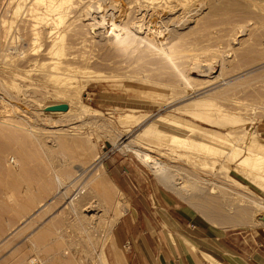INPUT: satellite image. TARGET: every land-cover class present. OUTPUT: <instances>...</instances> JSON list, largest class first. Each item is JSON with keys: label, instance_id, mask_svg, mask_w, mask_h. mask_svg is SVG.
<instances>
[{"label": "rangeland", "instance_id": "1", "mask_svg": "<svg viewBox=\"0 0 264 264\" xmlns=\"http://www.w3.org/2000/svg\"><path fill=\"white\" fill-rule=\"evenodd\" d=\"M19 2L0 0V134L9 132L36 142L26 143L27 149L20 152L16 144L0 135V146H7L0 154V264H94L101 247L108 264H113L114 258L118 261L123 250L114 229L123 214L117 218L116 215L127 207L119 189L113 191L114 202L99 198L101 206L108 210L106 214L98 212L97 197L92 200L95 203L83 208L84 213L98 212L96 231L80 232L72 227L74 217L61 210L71 192L67 196L61 194L77 168L86 169L95 156L101 158L107 186L109 181L115 185L110 177L112 171L132 180L129 173L138 170L154 186L169 190L136 155L116 146L122 136L130 137L148 157L163 161L170 172L179 171L183 176L179 182L186 188L192 187V180L207 178L264 199V185L244 177L253 169L252 164L237 165L242 156L230 161L221 154L214 156L213 151L202 148L204 144L199 147L204 141L203 132L219 137L229 134L228 140L233 144L247 128L264 140V0H184L181 4L175 0H118L113 6L109 0H76L64 37L63 54L70 72L59 75V79L45 78L50 73V60L44 55V38L36 55L16 56L27 47L29 39L21 13L12 14ZM96 5H101V11L90 8ZM102 15H106L105 23L90 30L88 24L102 23ZM112 22L116 26L114 33L119 28L134 33L137 22L144 26L142 33H135V37L119 45L110 32ZM29 58L37 59L36 70L25 76V70L30 69ZM41 71L45 72L41 75ZM220 71L224 82L218 81ZM67 83L70 89L66 88ZM202 90L213 92L211 102L201 112L193 113L190 107L194 103H188L189 98ZM58 104H65L66 110H47ZM216 113L221 116L216 117ZM226 118L233 119V124L226 125ZM171 136L199 145L179 146L171 142ZM56 140L64 141V148L55 144ZM78 141L85 145L80 146ZM210 141L224 151L232 145L230 141ZM235 144L243 147L238 141ZM41 148L57 156L53 169H48ZM23 163L32 173V195L24 194L23 184L15 180ZM263 163H259L258 170H251L253 174L264 176ZM220 165L228 167V175L245 188H238V181L227 179ZM65 169L72 176L58 186L55 177ZM234 182L238 184L235 186ZM11 190L18 195H10ZM216 194L220 196L219 192ZM28 197L35 198V202L31 201L27 211L19 212L17 200L25 202ZM177 197L199 223L219 228ZM47 202V207L32 216ZM51 220L57 227L55 235L36 246L30 243L29 235L44 224L48 226ZM129 227L133 231L137 228ZM260 228L256 223L253 227L229 230L264 235Z\"/></svg>", "mask_w": 264, "mask_h": 264}, {"label": "bare ground", "instance_id": "2", "mask_svg": "<svg viewBox=\"0 0 264 264\" xmlns=\"http://www.w3.org/2000/svg\"><path fill=\"white\" fill-rule=\"evenodd\" d=\"M74 1L76 2V0H20V2L18 4L16 3L17 5H16L14 11H12V14L14 16H17L18 13H21V16H23V21H22L23 28L28 30V33H29V39H27L28 42H26L27 47L25 49L19 51L16 54V56H18V58H25L26 56L36 55L37 54V48L41 45L42 38L47 40V42H46L47 44H46L43 51H44V55L50 60L49 61L50 73H47L45 75V78L59 79V75H64L67 72H70V66H69L68 61L66 59V56L63 54V52H64V37H65L67 31L69 30V24H70V23L69 24H67V23L71 22L69 20H70L71 14H72L71 9H72V5H74L73 4ZM109 1H110V4L112 6H113V4H118V0H109ZM175 1L178 4H181L182 2H184V0H175ZM101 2H102V0H101ZM90 8H92L94 11H101V5H96V7H90ZM87 16H90V15H87ZM105 16L106 15L101 16L102 17L101 18L102 23L95 22V23L88 24L89 29L93 30V27L95 25L96 26H102L105 23L104 22ZM90 21H92V20H90ZM236 22H237V20H236ZM11 23L13 24V22H10V24ZM2 24H4V23H2ZM142 26H144V25L140 24V22H137V29L134 30V33L129 31L126 28H119L117 33H114V28L116 26L112 22L110 32H113V39H114V42L116 44L124 45L125 42L128 40V38L136 36L135 33H142ZM7 28L9 29V27H6V29ZM6 32H8V31H6ZM4 38H5V40L7 39L6 37H4ZM139 39H143V38H139ZM66 49H67V47H66ZM36 62H37V59H35V58L27 59V63H31V64H29L30 69L27 68L25 70V72H24L25 76L26 75L29 76V74H30L29 72L35 73L36 69H34V67H35L34 65L36 64ZM74 69H75V67H74ZM43 72H45V71H43ZM43 72L41 71V75L43 74ZM19 74H20V72H19ZM15 76L18 77L20 75H15ZM221 77H222V75H221V71H220V74L217 77L219 79L218 81L224 82V80L221 79ZM214 83H216V82L214 81L213 84ZM225 83L227 85H231L229 82H225ZM70 86L71 85L69 83L66 84L67 89H70ZM207 91L208 90H205V91L202 90V91L196 93L193 97L189 98L190 102H188V103H194L190 107L191 110L194 111L193 113H199V112H201V110L203 108L209 106L208 104H210V102H211L210 101L211 100L210 95L213 92H211V91L207 92ZM212 101H213V99H212ZM223 115H224V113H223ZM215 116L219 117V116H221V113L220 114L216 113ZM211 118H213V117H211ZM208 119H210V117H208ZM224 122L227 125V123L233 124L234 121L231 118H226ZM184 126H186V125H184ZM190 130H192V129H189L188 131H190ZM232 134H234V133H232ZM0 135L3 138L11 140L13 144H16V146L18 147L20 152H24L25 149H27V146L25 145L26 143L30 142L31 144H33L36 142L34 139H31L30 137H27V138L26 137H24V138L18 137L15 134H12L9 132L1 133ZM201 136L204 137L203 139L205 142L202 141L200 145L196 142H195L196 144L192 143V141L188 142L187 140L176 137V136H171L169 139L171 140L172 143H175L179 146H192V144H193V146L197 145V147H198V145H199V147H200L202 144H204V147L202 146V148H208L209 150L213 151V153H211V154H213V155L215 153H216V155L221 154V155H223V159H226V160L228 159L230 161L233 160L235 157L237 158L238 156H242L241 157L242 160L240 162H238L237 165H239V164L243 165L244 164L245 166H247L246 164L250 163V164H252L250 166H253V169H251L253 171L255 169L258 170L260 168L259 163H262L264 161V140L258 138V136L256 134L250 132L247 128H244L241 132V135L236 137V140L238 142H240V144L243 145V147H238V145L235 144V142H237V141H235L232 144L231 141L228 140V137L231 136L229 134L228 135L226 134L224 137H219V136H215V135L203 132V133H201ZM125 137L126 136H122L120 138L119 142H116V146L119 147L120 150L132 152L134 155H136L144 164H146V166L153 172V174L157 177L158 181L165 188L172 191L173 194L175 193V195L180 196L183 199L182 201L186 202V204L189 207H191L202 219H204L207 222H210L212 224H215L219 228H222L225 230L226 229H239V228L253 227L256 223L257 224L259 223L261 225L260 229L264 230V199L259 198L255 195L249 196V195L240 193L237 190L232 189L231 187H227L225 185H222V184H219V183L213 181L212 179L209 180L207 178L206 179L198 178L194 182H193V180H192V182L188 181L189 184L191 183V186H192V187L187 186L189 188L188 189V188L182 186L181 183L179 182V180L183 179L182 178L183 176L178 174L179 171L173 169L170 172V170H168V168H167L168 166L166 168H164L163 161H161L160 159L148 157L147 154H145V152L137 149L134 146V144L132 142L133 140H131L130 137H127V138H125ZM232 137H233V135H232ZM23 139H25V140H23ZM210 140H214L216 142H228V141H230L229 143H231L232 145L230 146V148L225 149V151H224L222 149V147L218 148V146L215 145ZM54 142L59 147L64 148V141L56 140ZM9 144H11V142H9ZM36 144H37V146L42 147V145L39 142H37ZM78 144L80 146L85 145V143L80 142V141H78ZM5 146H6L5 144L0 146V154H1L2 150L5 148ZM185 148H188V147H185ZM41 149H42L41 150L42 155L47 159L46 163H48V169H49V167H50V169H53L55 162H56L55 160H57L56 159L57 156L55 154L50 153L48 150H46L44 148H41ZM40 158H42V157H40ZM212 160H213V157H212ZM208 165H210V164H208ZM263 165H264V163H263ZM263 165H262V167H263ZM260 166H261V164H260ZM227 168H224L222 165H220V170L226 171V172L224 171L225 177L226 178L229 177L230 180L232 179L233 181L237 182L238 180H236V179H234L228 175L229 169H227ZM251 170H248V174H245L244 177L247 178L248 181L255 183L257 185H260L262 187V185H264V176L262 177L261 173L260 174L259 173L253 174V172ZM104 174H105V171L103 170V166L101 164V158L99 156H95L93 162L90 164L89 167H87L86 169H84L83 167L77 168V170L75 172V177L69 183L66 191L63 194H61L63 196H67V193L71 192L69 197L68 198L66 197L68 199V202H66V204L63 206V208L61 210H64L65 214H71L74 217V219L72 220V222H73L72 227L74 226V227L79 228L78 231L81 230L80 232L89 231V230L96 231V229H95L96 228V219H95L96 215H98V212H102V213L106 214V211H108L105 209L104 206H101L100 199L102 201H107V202L113 201V197H114L113 191L119 192L118 189L116 188V186L112 182L109 181L108 186L105 184ZM5 176H6V173H5ZM71 176H72V174L70 173V171L65 169L60 175H56L55 179H56L57 185L60 186L61 184H64L63 181H65V180L67 181V179H69ZM16 177H17V179L15 178V180L20 181L23 184V187L25 188L24 194H28V195L31 194L29 186H30V183L32 182V173H31V171L28 170V168L26 167V165H24V163L20 167L19 172L16 174ZM7 178L8 177L6 176V180H7ZM9 180H11V179H8V182H10ZM12 181L14 182L13 179H12ZM236 182L233 183L235 186H236V184L240 183L238 185L239 186L238 188H240V187L245 188L244 184H242L239 181H238V183H236ZM197 183H200L201 185H207V187L206 186H205L206 188L202 187V186H200V184L197 185ZM13 186H14V184H13ZM10 187H12V186H10ZM41 187H44V186H41ZM190 188H192V189H190ZM217 192H219V194H220L219 197L217 196L218 194H216ZM13 193H15V192H13ZM13 193L11 190L10 195H12ZM15 195H18V192L15 193ZM29 197L25 202L17 200L16 205H18L17 207H19V209H20V210H18L19 212H21V211L23 212V210L25 211L29 205H32L33 203L31 204V201L35 202V198H34V200L33 199L29 200ZM95 197H97V205H100V206H98L100 210L97 213H91V214H89L88 212L84 213L83 208L86 205L91 206L93 203H95L92 201L93 198H95ZM116 200H117V198L115 199V201ZM49 202L40 205L39 209L34 214H32V216L35 215L38 211L40 212V210L47 207ZM28 209H29V207H28ZM123 213H124V210L122 209L119 212V214L116 215V218L119 217V215L121 216ZM56 216H59V213ZM44 225H42V227H40L38 229V231L30 234L28 237L29 242L34 244L35 246L37 244L43 243L44 239H46V237H48L49 235H53V234L55 235V233H53V232L57 231V227L55 226V222L53 220H51V222L49 223L48 226L47 225L44 226ZM97 228H99V227H97ZM101 229H102V227L100 228V230ZM105 236H106V234H105ZM97 252L98 253L96 255V262L95 263L96 264H108L106 256L103 252V248L101 247ZM203 257L205 258V260L210 261L211 264H219L217 261H215L209 255L203 254ZM69 263H67V264H69Z\"/></svg>", "mask_w": 264, "mask_h": 264}, {"label": "crops", "instance_id": "3", "mask_svg": "<svg viewBox=\"0 0 264 264\" xmlns=\"http://www.w3.org/2000/svg\"><path fill=\"white\" fill-rule=\"evenodd\" d=\"M110 177L127 204L114 229L123 251L113 264H203V254L219 264H264V235L199 223L177 196L141 171L129 173L132 180L117 171Z\"/></svg>", "mask_w": 264, "mask_h": 264}, {"label": "water", "instance_id": "4", "mask_svg": "<svg viewBox=\"0 0 264 264\" xmlns=\"http://www.w3.org/2000/svg\"><path fill=\"white\" fill-rule=\"evenodd\" d=\"M67 106L65 104L52 105L47 108L48 111H61L66 110Z\"/></svg>", "mask_w": 264, "mask_h": 264}, {"label": "built area", "instance_id": "5", "mask_svg": "<svg viewBox=\"0 0 264 264\" xmlns=\"http://www.w3.org/2000/svg\"><path fill=\"white\" fill-rule=\"evenodd\" d=\"M203 264H211V263L205 260Z\"/></svg>", "mask_w": 264, "mask_h": 264}]
</instances>
